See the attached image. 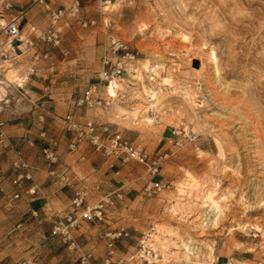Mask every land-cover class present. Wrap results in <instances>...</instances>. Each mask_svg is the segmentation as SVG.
Segmentation results:
<instances>
[{"label": "rangeland", "instance_id": "obj_1", "mask_svg": "<svg viewBox=\"0 0 264 264\" xmlns=\"http://www.w3.org/2000/svg\"><path fill=\"white\" fill-rule=\"evenodd\" d=\"M76 1L54 0L63 12L53 22L35 0H0V19L28 9L23 36L35 40L19 63L0 58V71L19 83L33 53H48L33 76L79 97L99 84L132 128L119 131L159 159L154 176L121 159L139 197L115 222L97 221L105 245L106 227H124L116 252L130 264H264V0H78L74 12ZM52 27L57 43L39 37ZM118 41L135 59L109 84L99 74ZM151 181L165 187L148 196ZM145 235L150 254L139 252Z\"/></svg>", "mask_w": 264, "mask_h": 264}, {"label": "crops", "instance_id": "obj_2", "mask_svg": "<svg viewBox=\"0 0 264 264\" xmlns=\"http://www.w3.org/2000/svg\"><path fill=\"white\" fill-rule=\"evenodd\" d=\"M71 1L59 0V5L69 7ZM46 78L23 76L24 82L18 87V83L5 81L0 71L4 89L0 91V133H4V137L0 135V264H15L31 254L46 264H77L80 251L69 253L61 239L51 233L57 218L73 210L77 189L87 192L89 206L113 195L116 206L109 210L105 220L109 223L130 212L129 201L139 197L138 188L129 186L135 177L126 171L120 158L98 153L85 142L70 149L74 133L66 129L63 117L69 113L80 121L92 117L100 132L124 129L131 135L132 128L122 126L126 119L107 106L89 108L81 102L83 96L54 90ZM126 137L136 143L133 137ZM47 149L54 152L53 160L45 157ZM18 157L28 163L32 175L31 180L23 179L22 187L14 184L21 172L13 167ZM32 185L36 186L34 194L27 192ZM15 193L20 197L14 198ZM117 193L122 198H117ZM104 226L82 220L74 231L80 250L92 253L89 264H106L108 250L101 239ZM120 239L116 242L119 255L126 247ZM111 264H117L115 258Z\"/></svg>", "mask_w": 264, "mask_h": 264}, {"label": "built area", "instance_id": "obj_3", "mask_svg": "<svg viewBox=\"0 0 264 264\" xmlns=\"http://www.w3.org/2000/svg\"><path fill=\"white\" fill-rule=\"evenodd\" d=\"M54 0H35V3L44 4L45 8L49 11L50 17L53 22H57L62 17V10L53 6ZM79 1L77 0L72 6L74 12L78 11ZM28 9H20L16 11L8 20L0 19V58L3 62H8L10 65L19 63V57L24 53L25 49H34L35 40L25 38L23 36L22 24L26 20ZM35 30V28H33ZM41 39L47 42L57 43L59 41V32L55 28L41 33L39 35ZM25 45V46H24ZM113 58L105 56L103 59L102 70L100 71V79L103 82H110L120 77L125 71L130 60L135 59V54L132 53L124 42H115L112 47ZM48 53L44 55L38 52L33 53L32 64L28 67L24 76L26 79L30 76L36 75L38 67L37 61L41 57H47ZM2 66V65H1ZM0 66V67H1ZM24 79V80H26ZM24 82V81H22ZM0 83L2 81L0 80ZM21 83H18V87H21ZM81 102L86 103L90 108L103 107L105 102L100 96V88L97 86H90L86 91ZM66 129L74 133V139L70 143V149H77L82 143L89 144L94 151L102 153L106 156H115L122 159L124 162L129 160H137L140 163H149V169L152 176L158 172L159 159L151 158L149 153L144 150L140 145L131 142L121 131H110L109 128L104 131H98V127L92 117L80 121L75 118L73 113H69L65 117ZM0 125L2 123L0 122ZM0 135L4 137V133ZM45 157L53 160L54 152L52 150H45ZM13 167L21 172L17 174L14 184L18 187H22L23 179H32V175L29 171L28 163L22 158L18 157L13 163ZM165 184L159 181H151L145 188V192L148 196L152 194H158L163 190ZM27 192L34 194L36 192V186L32 185ZM14 198H19L20 194L15 193ZM117 198H122L120 193H117ZM87 192L84 189H77L72 198L71 206L72 211L68 212L65 216L58 217L52 228V235L57 236L63 243H68L69 248L80 251L79 261L80 264H89L92 257L91 252H82L80 245L77 241V237L74 235V231L81 225L82 220L86 221H105L108 218L109 210L115 206L116 200L112 194H108L100 199L94 206L86 205ZM80 212V215L77 214ZM129 233L126 228L112 229L106 227L103 230L102 236L107 245V258L106 264L113 263L116 257L117 264H130L129 261L123 257L117 255L116 242L118 239L128 236ZM148 235H145L141 240L139 252L150 254L148 250L146 240ZM155 256H157L154 253ZM135 255L131 256V259ZM15 264H45V262L35 254L29 256H23L15 262Z\"/></svg>", "mask_w": 264, "mask_h": 264}, {"label": "bare ground", "instance_id": "obj_4", "mask_svg": "<svg viewBox=\"0 0 264 264\" xmlns=\"http://www.w3.org/2000/svg\"><path fill=\"white\" fill-rule=\"evenodd\" d=\"M20 79H21V78H20ZM20 79H19V80H20ZM15 81H17V79H16ZM112 81H114V80H112ZM112 81H111V82H112ZM19 82L22 84V79H21V81H19ZM109 89H110L111 92H114V91H115L112 87H110ZM211 197H212V196H211V194H210V198H211ZM211 201H212V203H213V206L218 207L217 201H215L213 198H211ZM218 208H219V207H218Z\"/></svg>", "mask_w": 264, "mask_h": 264}]
</instances>
